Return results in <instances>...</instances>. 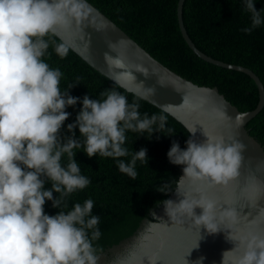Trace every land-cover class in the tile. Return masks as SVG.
<instances>
[{"label": "clouds", "instance_id": "1", "mask_svg": "<svg viewBox=\"0 0 264 264\" xmlns=\"http://www.w3.org/2000/svg\"><path fill=\"white\" fill-rule=\"evenodd\" d=\"M244 5L251 13V24L241 31L251 34L264 24V9L257 11L254 0H244ZM93 11L87 0H0V264H98L93 242L101 232L99 217L92 214L93 200L63 210L67 198L90 184L74 159V149L81 148L74 130L83 138L88 158H112L119 172L131 180L137 177V161L147 159V150L134 152L127 163L120 159L129 155L126 133H148L151 138L165 130L164 115L141 117L139 103H129L115 90H105L98 100L88 95L80 100L68 90L61 92V71L43 59L49 39L61 32L82 39L89 26L100 30ZM115 48L109 44L111 52ZM54 51L64 59L69 48L61 42ZM104 58L110 69L124 70L117 71V79H135L119 55L105 53ZM134 71L146 75L139 66ZM78 102L82 107L67 125L71 135L62 140L60 130L70 115L65 109ZM204 136L206 141L199 144L187 140L184 150L172 143L168 161L183 166L179 181L187 180L191 190L178 192L184 197L179 203L165 200L163 204L170 220H191L195 228L203 226L208 234H216L221 224L235 225L241 217L235 207L221 208L202 187H226L233 181L239 175L245 145ZM65 156L67 164L62 165ZM53 193L57 198L53 199ZM46 201L58 209L57 214L44 213ZM197 208L202 210L199 216L194 212ZM226 239L242 248L238 264H264V235L229 233Z\"/></svg>", "mask_w": 264, "mask_h": 264}, {"label": "trees", "instance_id": "2", "mask_svg": "<svg viewBox=\"0 0 264 264\" xmlns=\"http://www.w3.org/2000/svg\"><path fill=\"white\" fill-rule=\"evenodd\" d=\"M87 1L152 57L182 78L201 87L218 88L242 113L257 108L259 90L249 76L207 63L187 45L178 23L179 0ZM254 7L257 11L264 9V0H254ZM261 16L264 17V11H261ZM183 17L190 38L200 51L213 59L252 70L264 84V24L251 34L241 31L251 24V13L245 10L244 0H187ZM49 43L43 59L51 68L61 71V92L68 90L69 95L80 100L85 95L98 100L103 98L100 94L105 90H115L125 95L129 103H139L141 117L145 114L148 117L153 114L166 117L165 130L154 132L151 138H148V133H126L125 147L129 155L120 159L127 163L134 152L142 148L147 150V159L136 163L135 180L120 173L112 158H88L83 152V138H80L78 129L74 130V138L81 142V148L74 149V159L90 184L67 198V208L63 210H70L75 203L82 204L86 199L93 200L92 214L100 221L98 228L101 236L93 242L99 257L133 237L144 220H153L150 217L152 211L161 207L163 201L170 200L183 166L172 165L167 152L173 142L184 150L191 135L169 115L102 76L72 50L69 49L66 58H59L54 51L55 45L61 43L57 37H51ZM81 107L78 102L74 108L65 109L70 115L60 130L62 140L71 135L67 132V125L75 121ZM247 129L264 147V110L247 125ZM61 163L67 164L66 156ZM45 187H50V184L46 183ZM57 196L53 193V199ZM57 212L58 209L52 208L51 202L46 201L44 213L52 216Z\"/></svg>", "mask_w": 264, "mask_h": 264}, {"label": "water", "instance_id": "3", "mask_svg": "<svg viewBox=\"0 0 264 264\" xmlns=\"http://www.w3.org/2000/svg\"><path fill=\"white\" fill-rule=\"evenodd\" d=\"M186 1L179 0L177 8L185 42L203 61L249 76L259 90V103L254 111L242 113L218 88L198 86L171 71L88 1L100 30L89 26L82 39L71 32H61L57 38L102 76L181 124L193 142H205L204 134H207L222 137L226 142L235 139L243 143L245 150L239 175L226 187H202V191L221 204V208L235 207L241 218L235 225L221 224L219 232L208 234L203 226L195 228L191 220L186 219L183 223L170 220L163 204L152 211L150 217L153 220H144L133 237L101 254L98 264H197L198 261L200 264H238L242 248L226 239V235H264V147L247 129V125L264 110V84L252 70L213 59L197 48L184 23ZM110 43L116 45L114 52L109 49ZM105 53L113 57L119 55L135 79H117V71L124 70L110 69L105 62ZM136 66L144 69L146 75L134 71ZM190 190L187 180L179 181L170 200L179 203L184 197L178 192L183 194ZM194 212L196 216L202 214L199 208Z\"/></svg>", "mask_w": 264, "mask_h": 264}]
</instances>
